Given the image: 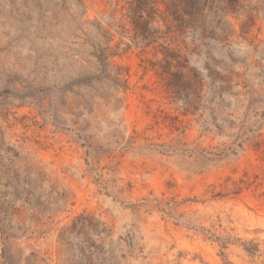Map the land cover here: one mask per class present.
<instances>
[{"label":"rangeland","instance_id":"obj_1","mask_svg":"<svg viewBox=\"0 0 264 264\" xmlns=\"http://www.w3.org/2000/svg\"><path fill=\"white\" fill-rule=\"evenodd\" d=\"M130 1L0 0V264H264V0Z\"/></svg>","mask_w":264,"mask_h":264},{"label":"trees","instance_id":"obj_2","mask_svg":"<svg viewBox=\"0 0 264 264\" xmlns=\"http://www.w3.org/2000/svg\"><path fill=\"white\" fill-rule=\"evenodd\" d=\"M148 0H132L130 1V16L132 17V23L134 24V28L137 30L138 33H140L142 36L146 37L148 35V28H147V20L144 17L143 12V5ZM182 8L184 9L185 13L189 14L190 16L195 17L200 9H201V0H182ZM154 3V1H153ZM152 3L151 6H154ZM175 3V4H174ZM175 7H171V5L168 4V9H172L173 11L177 12L179 11V7L174 2Z\"/></svg>","mask_w":264,"mask_h":264}]
</instances>
